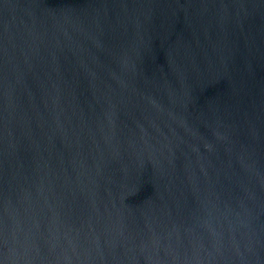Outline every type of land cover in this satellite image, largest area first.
<instances>
[{"label": "water", "instance_id": "water-1", "mask_svg": "<svg viewBox=\"0 0 264 264\" xmlns=\"http://www.w3.org/2000/svg\"><path fill=\"white\" fill-rule=\"evenodd\" d=\"M0 264H264V0H0Z\"/></svg>", "mask_w": 264, "mask_h": 264}]
</instances>
